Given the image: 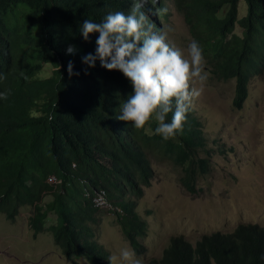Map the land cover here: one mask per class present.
Wrapping results in <instances>:
<instances>
[{
    "label": "trees",
    "instance_id": "obj_1",
    "mask_svg": "<svg viewBox=\"0 0 264 264\" xmlns=\"http://www.w3.org/2000/svg\"><path fill=\"white\" fill-rule=\"evenodd\" d=\"M135 2L0 0V92L10 91L7 100L0 99V216L14 221L28 208L34 237L50 230L70 260L76 253L91 264H108V252L95 243L88 226L99 212L84 199L86 188L107 190L125 211L117 222L141 257L146 248L140 239L147 236L148 225L137 206L144 187H151L155 178L154 162L179 164L181 185L192 195L197 194V179L211 172L212 152L191 104L182 133L165 141L154 134V119L137 129L116 118L134 91L121 71H109L99 60L95 67L82 61L95 54L99 36L92 33L85 41L83 22L99 23L118 11L127 15ZM239 2L174 0L218 80L237 81V110L250 81L264 73V0H245L242 19ZM154 4L147 0L141 11L156 31H166L164 18L170 16L164 14L163 3ZM237 25L243 29L241 36ZM69 45L76 48L72 54L67 53ZM69 61L78 76H69ZM48 65L55 71L43 79ZM51 176L61 183L52 185ZM52 215L58 224L45 228ZM148 264H264V228L241 224L232 234L205 235L195 246L175 236L162 258Z\"/></svg>",
    "mask_w": 264,
    "mask_h": 264
},
{
    "label": "rangeland",
    "instance_id": "obj_2",
    "mask_svg": "<svg viewBox=\"0 0 264 264\" xmlns=\"http://www.w3.org/2000/svg\"><path fill=\"white\" fill-rule=\"evenodd\" d=\"M167 7L171 12L167 36L187 57L188 45L194 40L190 26L174 6ZM247 8L245 0H240L239 19L246 16ZM242 32L237 25V35ZM210 68L206 61L209 76L191 108L202 121L208 147L213 150L211 172L197 179V194L192 195L181 185L179 164L154 162L156 176L151 187H144L137 206L148 225L147 236L140 239L146 254L135 255L142 264L160 260L175 236H184L195 246L205 235L232 234L241 224L264 228V73L250 81L247 98L237 110L233 105L237 81H220ZM54 71L48 65L41 76L49 79ZM29 216L28 208H22L14 221L0 216V264H91L76 253L72 260L65 256L50 230L34 237ZM57 224V216L52 215L45 228ZM88 226L95 243L113 258L108 264H126L121 251L134 250L117 220L101 214Z\"/></svg>",
    "mask_w": 264,
    "mask_h": 264
},
{
    "label": "clouds",
    "instance_id": "obj_3",
    "mask_svg": "<svg viewBox=\"0 0 264 264\" xmlns=\"http://www.w3.org/2000/svg\"><path fill=\"white\" fill-rule=\"evenodd\" d=\"M153 1L156 3L153 5L155 8L156 5L163 3L164 14L169 15L170 18L171 12L167 5L174 6L178 10L174 0ZM146 2L147 0H136L129 14L126 15L122 11L109 13L99 23L86 19L80 28L83 39L88 41L92 33H98L99 36L96 39L95 54H87L82 61L89 67H95V62L99 60L101 67L109 71H121L131 82L134 91L128 96L126 102L120 105L121 114L116 118L131 122L137 129H144L154 119L158 123L154 134L162 136L166 141L182 133L191 101L202 94L203 85L209 73L205 71L206 61L199 43L196 40L190 41L186 57L184 52L175 47L167 36L166 21L170 19L164 18L166 31L163 29L156 31L155 26L149 23L147 15L141 11ZM75 51L74 45L67 47V53L72 54ZM73 67L72 61H69L67 71L70 77L79 75L73 72ZM194 83H199L200 88L193 87ZM9 95L10 91L0 92V99L7 100ZM173 101L175 102L174 111ZM170 112L173 113L171 121L166 122ZM209 149L213 157V150ZM73 167L76 168V165ZM51 178L55 181L50 182ZM48 181L52 185L61 183L54 176H51ZM101 190L105 189L86 188L83 194L91 207L98 210V216L104 214L117 221L125 216V211L109 198L107 190L105 191L108 198L113 201L114 206L122 209L124 215L114 216L113 213H106L93 205L91 198ZM87 193H90L91 198L86 197ZM96 222L97 218L95 222L90 223ZM120 255L126 264H142L131 249L122 250Z\"/></svg>",
    "mask_w": 264,
    "mask_h": 264
},
{
    "label": "built area",
    "instance_id": "obj_4",
    "mask_svg": "<svg viewBox=\"0 0 264 264\" xmlns=\"http://www.w3.org/2000/svg\"><path fill=\"white\" fill-rule=\"evenodd\" d=\"M53 181H55V179L51 178L50 182H53ZM86 197L91 198L90 193H87ZM91 199H92V203L95 207L101 208L106 213H109V212L113 213L114 216L124 215V212L122 211V209L114 206L113 201H111L108 198L107 192L105 190H101V191L96 192L95 197H93Z\"/></svg>",
    "mask_w": 264,
    "mask_h": 264
}]
</instances>
